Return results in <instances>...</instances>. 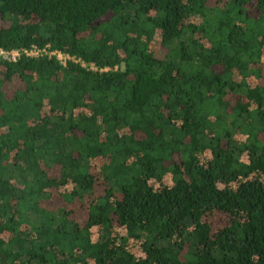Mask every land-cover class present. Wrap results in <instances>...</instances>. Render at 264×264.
Returning <instances> with one entry per match:
<instances>
[{"label":"trees","instance_id":"trees-1","mask_svg":"<svg viewBox=\"0 0 264 264\" xmlns=\"http://www.w3.org/2000/svg\"><path fill=\"white\" fill-rule=\"evenodd\" d=\"M46 45L86 67L0 62V264H264V0H0Z\"/></svg>","mask_w":264,"mask_h":264},{"label":"built area","instance_id":"built-area-1","mask_svg":"<svg viewBox=\"0 0 264 264\" xmlns=\"http://www.w3.org/2000/svg\"><path fill=\"white\" fill-rule=\"evenodd\" d=\"M41 57H55L56 60L63 66H65L68 62H72L75 64H79L81 67H86V64L76 59L73 56H70L67 53H62L60 51L50 50V46L46 45L43 48H38L36 46H31L29 48H18L11 50L0 49V62L6 63H16L21 58H41ZM89 69L95 71L96 68L94 65H89Z\"/></svg>","mask_w":264,"mask_h":264}]
</instances>
